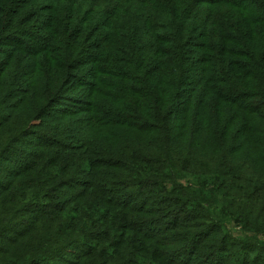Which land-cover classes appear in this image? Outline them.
Listing matches in <instances>:
<instances>
[{
	"label": "trees",
	"instance_id": "1",
	"mask_svg": "<svg viewBox=\"0 0 264 264\" xmlns=\"http://www.w3.org/2000/svg\"><path fill=\"white\" fill-rule=\"evenodd\" d=\"M0 264H264V0H0Z\"/></svg>",
	"mask_w": 264,
	"mask_h": 264
}]
</instances>
